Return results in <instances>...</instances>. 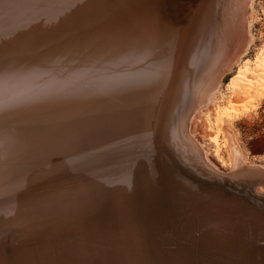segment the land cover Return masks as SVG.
Here are the masks:
<instances>
[{"label": "bare ground", "instance_id": "obj_1", "mask_svg": "<svg viewBox=\"0 0 264 264\" xmlns=\"http://www.w3.org/2000/svg\"><path fill=\"white\" fill-rule=\"evenodd\" d=\"M252 4L0 0V264L260 263L235 242L242 206L215 222L191 195L228 181L264 229V166L225 112L226 172L195 130L264 97V47L239 63Z\"/></svg>", "mask_w": 264, "mask_h": 264}, {"label": "rangeland", "instance_id": "obj_2", "mask_svg": "<svg viewBox=\"0 0 264 264\" xmlns=\"http://www.w3.org/2000/svg\"><path fill=\"white\" fill-rule=\"evenodd\" d=\"M252 5L255 15L250 26L252 41L249 43L245 53L239 59V63H241L243 60L252 61L255 57V54L264 47V0H253ZM237 65L238 63L235 64L234 67L223 76L221 93H217L215 95V101L218 103L217 105H221L220 109H222L224 106L222 104L223 101L221 96L226 91L225 84L228 83L231 76L236 72ZM255 105L254 108H252L247 104L245 107L243 106L245 109L239 106L238 109H236V111L239 113V117L238 114H235L232 111L229 112L225 108H223L222 111L218 113V115L216 114V116L214 115V111L211 112L212 114L209 116V124L210 127H212L210 130L208 129V126L206 128V124L204 123L206 121L204 119L199 118V121L196 122L195 130L197 136L203 141L205 147L208 149L209 157L215 163V166L223 172H226L229 168L228 154L226 153L227 147L224 146L222 134H219V138L217 137L219 140V153L216 155L215 151L217 147L215 143L212 142L213 138L211 139L210 133L216 132L217 134L216 119L222 116L224 112L226 115L224 114V116L221 117L222 122L234 134L237 146L240 149L243 157H245V159L251 164L253 163L255 165L259 164L264 166V97ZM224 107H227V105ZM224 109L228 112H226ZM246 109L249 110L245 111ZM228 114H231L232 116L230 115L229 117ZM240 114L242 116H240ZM231 117L233 119L230 120L229 118Z\"/></svg>", "mask_w": 264, "mask_h": 264}, {"label": "water", "instance_id": "obj_3", "mask_svg": "<svg viewBox=\"0 0 264 264\" xmlns=\"http://www.w3.org/2000/svg\"><path fill=\"white\" fill-rule=\"evenodd\" d=\"M223 177V176H222ZM228 181H225L220 187H223L222 191H220L224 195H217V196H211L212 199H207L206 197H209L205 194H213L215 193L214 190H211L209 188L210 186L204 185L203 183H195L194 188L191 187V195H198L200 198L203 196L205 198L203 201L196 200L197 204L199 205L200 209L203 211V214L208 218L215 222H221L224 220L220 217L223 216L225 219H228V217H236L235 213L238 211L235 207L242 206L245 210L244 216H242L240 213L238 214V217L241 218L243 221L236 222L237 230L243 231V236L239 237L236 243H239V247H241L244 251H247V256L252 258L254 261L260 262L259 264H264V259H260L257 255H260L259 251L260 249L264 250V234H260V231L264 232V229L261 230V227L258 225H262L257 219L253 217V215H250L249 213V205L253 201H249L248 203H244L243 201L239 200L236 195H233L231 192L234 188V186L230 184H225ZM193 191V192H192ZM230 194L232 196H230ZM251 196H254L253 198H256L252 192H249ZM231 198V200L229 199ZM210 202H208V201ZM232 200H238V202L232 201ZM262 202V203H261ZM257 207H259L262 211L263 208L261 206H264V201L258 200L256 202ZM235 206V207H234ZM264 212V211H263ZM262 221H264V216L259 217ZM229 224V223H228ZM262 235L259 236L258 234ZM246 247V249H245ZM251 251V253H249ZM262 256V255H261ZM264 258V256H263Z\"/></svg>", "mask_w": 264, "mask_h": 264}]
</instances>
